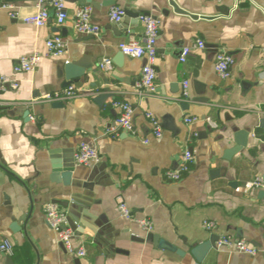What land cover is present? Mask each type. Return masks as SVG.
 Returning a JSON list of instances; mask_svg holds the SVG:
<instances>
[{"label":"crops","instance_id":"obj_1","mask_svg":"<svg viewBox=\"0 0 264 264\" xmlns=\"http://www.w3.org/2000/svg\"><path fill=\"white\" fill-rule=\"evenodd\" d=\"M5 1L21 16L37 10L36 0H0ZM116 1L66 0L64 24L51 14L40 27L0 9V75L19 82L17 88L7 82L0 89V243L13 244L12 253L0 250V264H264V189L251 184L256 177L264 179V140L257 138L264 135V0H174L181 12L170 0H123L161 21L153 95L137 87L146 59L119 48L122 41L142 40L144 27L139 18L110 21ZM81 6L91 7L99 35L75 30ZM55 33L67 41L62 56L46 54L45 41ZM198 38L205 47L193 48L181 62V49ZM219 50L235 58L228 78L214 67ZM33 52L40 53L39 63L31 71L14 72L19 58ZM105 58L112 60L111 69L101 67ZM82 59L91 68L86 79L70 84L77 94L60 100L61 106L42 99L68 87L64 66ZM183 80L190 83L188 98L181 97ZM105 87L110 96L99 104L95 98ZM114 100L133 106L137 134L112 129L118 114ZM146 111L161 123L171 115L178 132L162 126V136L155 137ZM186 117L197 120L189 123ZM247 129V146L226 159L235 132ZM82 141L98 151L88 165L74 160ZM186 149L195 159L190 171L177 180L168 178L166 171L179 167ZM67 163L73 166L68 181L63 177ZM119 198L135 216L150 219L152 230L124 218ZM48 202L67 214L64 202L83 211L81 234H75L73 244L85 255L69 252L58 241L44 215ZM204 220L215 222L216 229L206 230ZM148 233L185 253L158 248ZM214 233L243 239L257 253L215 246L198 262L190 248ZM133 235L144 240H132Z\"/></svg>","mask_w":264,"mask_h":264},{"label":"built area","instance_id":"obj_2","mask_svg":"<svg viewBox=\"0 0 264 264\" xmlns=\"http://www.w3.org/2000/svg\"><path fill=\"white\" fill-rule=\"evenodd\" d=\"M36 7L37 10L35 12L21 16L19 10L10 2H0V9H5L10 18H21L23 22L39 27L47 24L51 14H53L58 25L64 24L68 18L66 0H36ZM124 16L125 10L119 5L112 6L109 10V19L112 22L118 23L124 18ZM139 20L144 27L143 39L138 40L136 38H131L128 41H122L119 43V48L125 55L146 59V62L141 69L140 80L137 83V87L140 92L153 95L157 91L154 63L157 58L156 45L160 33L161 21L159 18L149 14L140 15ZM73 26L75 30L81 34L99 35L101 32V26L91 18L90 6H81L77 9L73 20ZM45 46L47 55L62 56L67 49V41L60 33H55L47 38ZM204 47V40L198 38L191 46H184L181 49L178 58L181 62H184L193 48L203 49ZM40 59L41 55L39 52H33L27 56H22L14 65V72L31 71L39 63ZM234 63L235 58L232 54H229L225 50H219L216 52L214 67L220 77L228 78L231 75V68ZM112 66L113 62L109 58H105L101 63L103 69H111ZM7 82H9V85L13 88L19 86V82L16 79H10L7 76L0 75V89L4 88ZM76 94L77 89L73 85H69L61 91L48 93L42 96V99L48 101H60L71 98ZM189 95L190 83L188 80H183L181 97L188 98ZM112 105L118 109V114L115 118V126L112 127V129H121L131 134H137L138 131L133 121V106L129 102L122 100H114ZM145 116L151 123L154 136L157 138L161 137L163 134L161 120L151 111H146ZM196 120V117L185 118V121L189 123ZM253 135L255 136L254 133ZM257 138L259 140H264V135ZM144 142L147 143L148 139H145ZM97 157L98 151L96 147L87 141H82L74 153V160L77 164L88 165ZM194 160L193 153L186 149L182 154L179 167L167 170L166 175L172 180L182 178L190 171ZM251 184L256 188L264 189V179L262 177L254 178ZM117 207L124 218L135 222L147 231L152 230L153 223L151 220L135 216L123 198L118 199ZM43 211L50 228L56 233L58 241L66 248V250L69 252H76L79 256L85 255L86 251L84 248L79 247L76 249L73 244L75 232L68 223L66 210L56 203L48 202L45 204ZM203 227L212 232L216 229V224L211 220H204ZM215 244L217 247H228L248 254L257 253V248L255 246L231 234H219ZM0 250L12 253L13 244L10 241L4 240L0 243Z\"/></svg>","mask_w":264,"mask_h":264},{"label":"water","instance_id":"obj_3","mask_svg":"<svg viewBox=\"0 0 264 264\" xmlns=\"http://www.w3.org/2000/svg\"><path fill=\"white\" fill-rule=\"evenodd\" d=\"M114 3H116L117 5H119L120 7H122L125 10L124 20H126L128 17H133V18H136L138 20L139 16L143 15V13L140 14L137 10L128 6L126 4V2L123 0H117ZM170 4L173 6L175 11H178V12L184 11L183 8L178 6V4L174 0H170ZM93 5L97 6V4H94V3H93ZM89 68H91V66L88 63H86L83 59L80 61H77V62L66 63L64 66V69H63L64 70V77H65L64 85L67 86V85H70L74 82L75 83L82 82L84 79L87 78V70ZM109 91H110V89L108 87H105L104 93L98 95L95 98L97 103L102 104L104 102V100L110 96ZM204 91H205V86L202 88V90L200 92L203 93ZM199 100L205 102L208 100V98L207 97H201V98H199ZM55 105L61 106L62 102L57 101V102H55ZM181 107L187 108L188 104L182 103ZM26 113L28 115V112H26ZM260 125L264 127V119L260 120ZM162 126L165 129L173 131L174 133L178 132V128L175 124V120L171 115L165 116V118L163 119ZM249 133H250L249 129L240 130V131L237 130L235 132V134H234L235 144H234V146H232L227 151L226 156H225L226 159H230L233 155L240 152L242 150V148L247 146L248 140H249ZM71 171H73L72 163H67L65 173L63 174V177L66 179V181H68L69 176L71 175ZM92 177H93V173H91L89 175V179H92ZM90 181H92V180H88V182H90ZM84 186L87 187V185H84ZM62 205L68 209L67 220H68L70 227L74 230L75 234H77V235L81 234L80 228H82L83 226L81 225L82 223L80 222L79 217L83 214V211L78 212L77 210H75L74 208H72L69 205V202H64V203H62ZM237 236L238 237L241 236L239 229H238ZM146 238L154 240L156 242L158 248L169 250L171 252H175L178 255H183L185 253L184 250L179 248L174 243L166 240L163 237L157 236L153 233H148L146 235ZM131 239L137 240V241H143L144 240V238H140V237L134 236V235L131 236ZM217 239H218V235L215 233L212 234L208 239L193 244V246L190 248V253L198 262H202V260L204 259L206 254L209 252V250L216 246L215 242Z\"/></svg>","mask_w":264,"mask_h":264}]
</instances>
